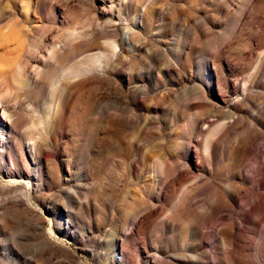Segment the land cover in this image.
Segmentation results:
<instances>
[{
    "label": "rangeland",
    "instance_id": "obj_1",
    "mask_svg": "<svg viewBox=\"0 0 264 264\" xmlns=\"http://www.w3.org/2000/svg\"><path fill=\"white\" fill-rule=\"evenodd\" d=\"M263 185L264 0H0V264H264Z\"/></svg>",
    "mask_w": 264,
    "mask_h": 264
},
{
    "label": "bare ground",
    "instance_id": "obj_2",
    "mask_svg": "<svg viewBox=\"0 0 264 264\" xmlns=\"http://www.w3.org/2000/svg\"><path fill=\"white\" fill-rule=\"evenodd\" d=\"M11 37L9 38L8 36H4L3 38V42L7 41V40H10ZM238 45H243L240 41H238ZM53 49V48H52ZM54 50V49H53ZM51 52V51H50ZM254 75L255 74H252L250 75L249 77V81L253 82L254 80ZM222 76V75H221ZM249 76V75H248ZM224 77V76H223ZM238 79V78H237ZM235 80V79H234ZM221 81V79L219 80V82ZM237 81V80H236ZM227 83H229L228 80H226ZM62 83V79L58 81V84H61ZM238 83V82H237ZM236 83V84H237ZM225 84V83H224ZM245 84V83H244ZM221 85V84H220ZM247 86V85H246ZM245 86V87H246ZM221 87V86H219ZM247 89V87L245 88ZM248 90V89H247ZM246 90V91H247ZM204 133H205V130L204 129H201L200 131V134L202 135V140L201 141H198L199 145L201 146V150L202 152H200L197 148L195 150V153H196V165L201 168V170H203V167L205 165H208L211 169L214 167L215 165V161H216V156H217V152H216V144H217V139L215 138L216 134H217V131L216 130H213L211 131L208 135H207V138L204 139ZM190 142H192V139L190 140ZM248 148H249V143H246V144H242L240 146V148L237 150V152L235 153L234 157H233V163H232V168H233V171H232V176H236V175H239V174H243L242 172V167L245 165V160H246V156L248 154ZM255 152V151H253ZM251 154V153H250ZM179 170V166L178 164L177 165H174V166H169V167H165L163 169V173L169 177L171 176L174 172H177ZM194 173V171H189V174L190 173ZM196 172V171H195ZM184 179V178H183ZM173 181V180H172ZM181 181V182H180ZM181 184L182 185V180H174L172 182V185L176 186V185H179ZM263 189H264V185H263ZM236 197V196H235ZM234 196L232 197L235 198ZM222 202L224 203H221L222 207L219 206V208L217 209L218 213H221V209L226 206L227 204L230 205L233 209V213L231 215V222H230V225L226 224V216L225 215H220V225H217L216 229H220V233L224 236L223 240H224V243L226 245H230L231 246V249H227V254H231L233 251H236L238 253H245L247 247H244L243 245L239 244V243H232V239H231V236H232V228L235 226V225H243L247 222V215L250 213V209L253 206V201H249L247 202L246 204H244L242 207H241V211L240 213L238 214V216L235 215V208H236V205L233 204V200H231V202L227 201V200H222ZM259 208V207H258ZM260 210H262L261 208H259ZM255 211V209H254ZM234 234V233H233ZM127 248L129 249V246H127ZM262 250L264 251V246H262Z\"/></svg>",
    "mask_w": 264,
    "mask_h": 264
}]
</instances>
